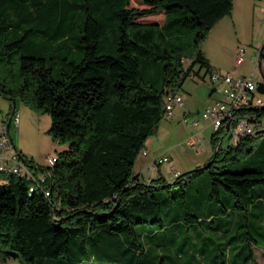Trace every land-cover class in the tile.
I'll list each match as a JSON object with an SVG mask.
<instances>
[{"label": "trees", "instance_id": "1", "mask_svg": "<svg viewBox=\"0 0 264 264\" xmlns=\"http://www.w3.org/2000/svg\"><path fill=\"white\" fill-rule=\"evenodd\" d=\"M139 1L0 0V93L49 112V132L68 144L47 166L49 196L43 188L31 192L28 181L13 174L8 184L0 182V258L6 264H166L149 252L147 236L154 240L167 226L155 191L173 195V183L160 175L146 184L133 167L165 115L164 96L181 87L196 63L212 70L201 46L234 0ZM186 32H193L197 49L188 67L186 43L174 41ZM31 39L40 42L37 50L24 53ZM154 64L161 79L145 77ZM254 110L264 118V107ZM219 131L211 160L178 173L174 183L181 184L178 198L190 197L189 181L197 187L193 198L209 205L210 214L192 215L194 221L208 219L216 228L227 221L234 231L256 207L264 221V188L255 189L264 186V166L233 170L226 162L249 156L264 125L216 150ZM140 224L153 225L143 227L148 243L139 236ZM252 241L259 243L252 237L250 255L238 264H257Z\"/></svg>", "mask_w": 264, "mask_h": 264}, {"label": "rangeland", "instance_id": "2", "mask_svg": "<svg viewBox=\"0 0 264 264\" xmlns=\"http://www.w3.org/2000/svg\"><path fill=\"white\" fill-rule=\"evenodd\" d=\"M134 3L140 4L142 1L134 0ZM254 13V5L251 0H234L231 13L220 18L212 26L202 43L201 49L212 60L213 71L217 70L221 74L232 71L237 77L244 76L253 80L257 85L262 80V70L264 71V53L260 58V52L264 45V7L260 11L257 10L256 14ZM192 33L186 32L183 36L174 39L175 42L186 43L184 51L187 67L197 52L195 44L192 42ZM38 43L40 42L36 39L28 40L22 51L28 53L37 50ZM241 46L246 48V59L237 65L236 52ZM73 53L78 58L83 50L78 48ZM252 56H256L255 62L251 60ZM260 59H262L261 66ZM60 64L62 62L59 59L52 62L55 70ZM211 72H207L206 67L201 66L200 63L193 65V71L184 79L181 87L176 90L177 94L183 97L184 103L175 105L173 115L166 113L155 133L148 137L150 141L153 138L155 141L159 138L162 145L157 142L151 149L149 140L145 141L143 149H147L156 156L160 154L165 158V161L157 164V169L152 166L150 171L147 170L150 159L147 155L140 152L135 161L133 174L139 175L146 184L156 183L160 175L164 176L167 182L173 183L171 185L173 195H170L169 191L165 189L155 191L157 198L163 204V217L167 226L159 229L160 232L154 240L147 236L151 243L149 252L154 256L164 257L166 264H224L227 261L229 264H238L245 262V259L250 255L248 244L252 237H255L259 240V243L252 241L255 261L257 264H264V221L263 217H260L259 207H256L249 215L239 211L244 216L238 222L236 229L230 231L233 224L229 225L227 221L223 222V226L219 224L217 228L213 226V223H209L208 219L199 222L194 221L192 215L202 214L206 216L210 214V208L209 205L202 206L199 198H193L194 195L197 196V187L191 182L188 181L184 184L190 197L187 200L177 197L181 193V184L174 183L178 174L177 171L190 170L187 169V166L195 159L207 162L211 160L215 152L212 140V136L216 132L215 127L208 125L202 130V134L205 136V144L198 150L185 139L190 127L185 125L180 118L188 115L185 120H190L189 122L193 119H202L201 113L208 103H214L217 99H224L225 95L222 92L224 86L220 84L222 80L213 82ZM144 73L148 79L162 78L160 64L149 65L147 69H144ZM217 85L220 87L212 90V87ZM258 96L264 101V92L256 88L255 97ZM15 108L20 110V123L12 130L14 144L26 159L32 160V162H27L34 164V167L43 173V170L49 165L48 157L57 156L68 147V144L60 142L49 132L52 124V117L49 112L38 109L21 99L17 100ZM13 109L12 100L0 93V121L3 117L10 116ZM184 110L187 114L184 113ZM226 139L227 136H224L222 146L225 145ZM230 143L237 144L233 139ZM252 144L254 146L253 152L240 161L226 162L228 168L243 170L264 166V131L255 134ZM1 154L0 151V156ZM217 163L223 164L222 160L217 161ZM202 175H208V171L199 176ZM199 176L196 178L199 179ZM259 187L264 188L258 184L255 189ZM252 194L256 196L254 191ZM195 203L200 204L198 209L195 207ZM144 226L152 229L153 225H137L140 238L143 242L148 243L145 234L149 231L146 232ZM243 252L244 255H242ZM229 256H231L230 261ZM0 264H6V260L0 258ZM7 264L23 263L19 259H10ZM83 264L113 263L87 260ZM249 264L255 263L251 261Z\"/></svg>", "mask_w": 264, "mask_h": 264}, {"label": "built area", "instance_id": "3", "mask_svg": "<svg viewBox=\"0 0 264 264\" xmlns=\"http://www.w3.org/2000/svg\"><path fill=\"white\" fill-rule=\"evenodd\" d=\"M245 51L246 48L242 46L237 50V65L243 63L246 59ZM251 60L255 62L256 56H252ZM211 79L213 82L222 80L220 84L224 86L222 92L225 97L224 99L216 100L214 103H208L203 109L201 117L210 120L216 131L220 130L218 133L220 138L231 133L232 139L236 143L244 136L256 133L258 127L264 125V118L258 117L254 110L264 107L263 99L260 96L255 97L258 84L256 85L253 80L244 76L237 77L233 72L221 74L217 70L211 72ZM217 87L219 88L220 85H217ZM182 103L183 97L181 95L177 94L176 91H169L164 96L165 114L173 115L175 105ZM15 106L11 115L6 118L3 117L2 121H0V151L2 152L0 156V171L3 173L0 177V182L8 184L10 181L9 175L13 174L28 181L31 192L38 188H43L45 194L49 196L51 191L47 189V177L50 171L46 167L43 173H40L37 167H33L26 161L21 151L14 144L12 130L20 123V110H17ZM200 121L201 119H195L193 124L198 126ZM228 123L229 129L227 130ZM188 142L193 146H197L201 144L202 139L196 135L189 138ZM141 152L144 155L148 154L146 149H142ZM57 160L58 155L49 156L48 166L54 165ZM163 161H165L163 156L158 157V163Z\"/></svg>", "mask_w": 264, "mask_h": 264}, {"label": "crops", "instance_id": "4", "mask_svg": "<svg viewBox=\"0 0 264 264\" xmlns=\"http://www.w3.org/2000/svg\"><path fill=\"white\" fill-rule=\"evenodd\" d=\"M252 1V3H253V5H254V11H255V13L254 14H256V12H257V10L258 11H260V10H262V8L264 7V0H251ZM209 58V57H208ZM209 60H210V63H211V66H212V70L211 71H213V69H214V66H213V64H212V60L209 58ZM232 72V71H231ZM257 72V71H256ZM218 87L217 86H214V87H212V90H215V89H217ZM218 100V99H217ZM184 101V100H183ZM184 103V102H183ZM182 103V104H183ZM180 111V110H179ZM189 112H191L190 110H189ZM184 113L185 114H187L186 112H185V110H184ZM188 115H185L184 117H180L183 121H184V123H185V125H187L188 127H190V128H188V135L187 136H185V139H187V141H188V139L189 138H191L192 136H196V135H198L200 138L201 137H203V138H201L202 140H204V143H202V144H199V145H197V146H194V147H197V149L198 150H200L201 149V147L205 144V136H203V134H202V130H204L205 128H207L208 127V125L210 126H213L212 125V122L210 121V120H208V119H206V118H202L201 119V121H200V124L198 125V126H195L194 124H193V121L195 120V119H193V121H191V122H189V121H187V120H185V118L187 117ZM187 119V118H186ZM189 123H190V125H189ZM214 127V126H213ZM216 130V129H215ZM148 140H149V138H148ZM149 142V147L152 149L153 147H154V145L157 143V142H162L159 138H157V140L155 141L154 140V138L150 141H148ZM161 145H162V143H161ZM215 148V147H214ZM147 150V149H146ZM148 151V150H147ZM150 159L148 160V167H147V170L148 171H150L151 170V168H152V166L153 167H155L156 169H157V164H160V163H158L157 162V159H158V157H160V154L158 155V156H156V155H153V154H151V152H149L148 151V154H146ZM164 162V161H163ZM162 163V162H161ZM205 162H202V160H198V159H195V160H193V161H191L190 162V165L189 166H187L188 168L187 169H191V167H192V169H193V167H196V166H198V165H203ZM33 165V167H34V164H32ZM194 165V166H193ZM178 173H180L181 172V170H178L177 171ZM183 172V171H182ZM141 181H144V180H141ZM145 182V181H144Z\"/></svg>", "mask_w": 264, "mask_h": 264}, {"label": "water", "instance_id": "5", "mask_svg": "<svg viewBox=\"0 0 264 264\" xmlns=\"http://www.w3.org/2000/svg\"><path fill=\"white\" fill-rule=\"evenodd\" d=\"M262 52H263V48L261 49V52H260V58H262ZM259 63H260V66H261V65H262V59L260 60ZM262 73H263V78H262V80L258 83L257 89H258L259 91H261V92H264V71H263V70H262ZM7 98H8V99H11L12 102H13V104L16 105L17 100H16L15 98H10V97H7ZM226 129H227V130L229 129V123H228ZM231 139H232V134L229 133V134L227 135V139H226V141H225V145H224V146H228V145L230 144ZM222 142H223V137H221V138L219 139L218 144L216 145V150L219 148L220 145H222ZM193 169H194V168H193ZM190 170H191V169H190ZM184 172H186V171H184Z\"/></svg>", "mask_w": 264, "mask_h": 264}]
</instances>
